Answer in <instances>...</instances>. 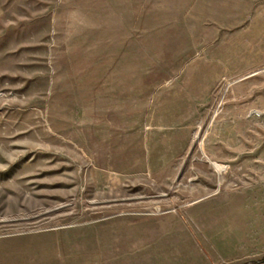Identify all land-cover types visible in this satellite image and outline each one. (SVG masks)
Wrapping results in <instances>:
<instances>
[{
  "label": "rangeland",
  "instance_id": "obj_1",
  "mask_svg": "<svg viewBox=\"0 0 264 264\" xmlns=\"http://www.w3.org/2000/svg\"><path fill=\"white\" fill-rule=\"evenodd\" d=\"M0 264H264V0H0Z\"/></svg>",
  "mask_w": 264,
  "mask_h": 264
}]
</instances>
